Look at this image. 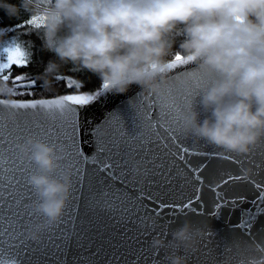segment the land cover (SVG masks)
I'll return each instance as SVG.
<instances>
[{"label": "water", "instance_id": "water-1", "mask_svg": "<svg viewBox=\"0 0 264 264\" xmlns=\"http://www.w3.org/2000/svg\"><path fill=\"white\" fill-rule=\"evenodd\" d=\"M170 62L171 59L164 61L161 66L164 68L163 72L158 70L156 90L141 89L136 84H132L125 92L114 93L108 88L101 87L95 92V94L98 93L96 98L84 106L70 105L60 101L37 105L35 109H19L15 106L18 101L35 99L56 101L60 96L38 98L0 96V120L18 114L22 122L17 131L22 129L25 133L33 132L38 141L46 144L58 140L61 131L66 129L69 135L74 134L76 137L75 151L83 152L89 158L87 162H84L81 157L79 176H74L75 169L68 167L74 160V155L64 161V171L67 170L70 173V188L68 199L60 215L66 222L60 225L57 232L63 229L72 232L73 235L68 238L66 245H61L59 248L56 246L58 241L55 237L50 239L47 236L42 243L30 245L25 254L27 257L25 264H129L140 256L143 248L151 250L150 242L154 236L163 239L157 234L159 229L149 231L147 236L139 235L141 229L125 212L126 204L123 203V193L127 187L125 184L119 179L105 181L98 174L93 173L94 167L97 166L92 164V160L95 159L96 144L100 139L115 141L116 147L113 151L121 149V160L127 158L124 153L131 156L133 160L140 159L141 156L145 160L151 158V162L145 167L150 169L147 180H151L152 184L148 185L146 180L145 185L168 205L166 208L159 209L161 218L156 220L157 225L163 227L166 232L165 243L171 239V232L185 220L199 229V235L191 246L178 249L176 254L183 255V250L193 252L199 250L202 252L199 264H264L261 258L257 257L254 261L245 251L246 248H254L264 242V213L257 214L254 220H249L248 217L249 212L256 213L253 201L264 207V202L261 201V197H264V184L260 183L264 178L262 177L264 169L257 171V164L260 163L258 158L260 149L257 152V159L251 162L245 159L251 150L244 154L222 151L182 132V142L176 143L181 148H187V152L184 154V159H181L177 153L176 167H174L169 164L172 157L165 155L168 149L159 146L158 142L156 147L149 145L147 153L143 151V147L137 148L135 155H132L122 142L128 139L126 134L134 135L139 131L135 113L141 106L149 107L151 111L150 105L154 98L159 97L167 102L169 96L182 95L188 81L185 69L191 71L193 67L200 66L199 62L194 60L177 65L175 69L164 67ZM177 71L181 73L179 77L176 75ZM169 77H172L171 83ZM202 89L192 99V109L198 113V120L208 115L200 105ZM69 108L73 110L68 111ZM37 122L40 123L39 127L35 126ZM73 128L77 129L75 133L72 131ZM11 130L12 125L9 124V131ZM0 131H3L2 123H0ZM141 131L147 130L141 128ZM147 134L151 135L150 132ZM161 136L168 143L164 133H161ZM64 139L66 145H71V140L67 137ZM261 140H264V135L255 145H258ZM138 143L139 141H134V144ZM169 146L174 147L171 144ZM196 153L200 155L197 156ZM58 155L64 156L65 153L61 151ZM237 157L240 159L238 160ZM25 159H29V156ZM56 163L57 168L49 175L59 179L61 161L57 159ZM200 163L204 164V167L197 172L194 166L198 167ZM25 167L29 175L38 171L37 165L32 160ZM181 170L195 181L201 197L199 200L193 198V204L184 210L185 215L178 214L179 204L172 205L173 200L180 201L182 194L188 195L192 191L191 185L186 183V176ZM224 173L230 174L233 179L229 180V175ZM17 178L19 184H10L7 189L4 187V180L0 179V245L7 244L11 236H18L22 225L31 227L33 223H43L45 218L38 212L39 214H34L35 219L30 223L24 207L15 203L31 187L26 183L27 174H17ZM128 191L132 194L134 189L129 188ZM5 192L8 193L7 196ZM34 194L39 202L37 193ZM218 194L223 199H218ZM139 196L140 193L137 191V197ZM240 196L244 198L242 201L239 199ZM144 199L149 208H152L154 204L158 207L160 204V200L153 201L147 194ZM213 201L219 203L221 208L216 209ZM225 201L228 203L225 204ZM233 201L236 202L235 206ZM69 203L75 209L69 213L72 219L65 216L67 205L70 207ZM183 203L187 204L188 201L184 200ZM36 204L33 205L35 210ZM193 208H196L195 212L192 211ZM208 209L218 212L219 215H209ZM152 215L155 219L157 214ZM6 216L11 225L8 240L4 235ZM242 220L247 221L248 226L242 225ZM55 223L56 221L52 224ZM144 231L147 229L145 228ZM15 247L20 248L19 240L15 242ZM168 251L171 253L170 249ZM163 254L164 251L161 249L157 253V258ZM184 260L185 264H189L187 259L184 258ZM0 264H18L16 254L6 247H0ZM164 264H167V261H164Z\"/></svg>", "mask_w": 264, "mask_h": 264}, {"label": "clouds", "instance_id": "clouds-1", "mask_svg": "<svg viewBox=\"0 0 264 264\" xmlns=\"http://www.w3.org/2000/svg\"><path fill=\"white\" fill-rule=\"evenodd\" d=\"M0 11L44 18L45 47L56 57L46 66L45 84L49 74L70 63L107 82L114 93L132 84L156 90L158 70L173 54L179 29L178 51L217 74L200 92L208 115L198 120L189 101L180 117L182 132L238 154L248 153L264 135V0H0ZM6 92L0 84V94ZM27 144L38 169L28 177L39 197L36 211L52 224L68 199L70 173L50 176L57 168L55 149L38 140ZM170 235L169 241L184 249L199 229L185 220ZM150 243L159 249L165 241L154 236ZM165 259L185 264L180 254Z\"/></svg>", "mask_w": 264, "mask_h": 264}, {"label": "snow or ice", "instance_id": "snow-or-ice-1", "mask_svg": "<svg viewBox=\"0 0 264 264\" xmlns=\"http://www.w3.org/2000/svg\"><path fill=\"white\" fill-rule=\"evenodd\" d=\"M43 17L42 16H33L32 18L25 21L27 25H34L35 27L39 28L43 24ZM40 21L39 24H35V21ZM236 20L238 22H242L240 17H237ZM16 27H20L17 25ZM8 31H11L9 29ZM4 30L0 29V34H3ZM6 55V62L0 63V78L7 81L9 76L5 74V70H8L11 65H15L17 68L27 67L29 60L26 58L25 51L19 46V44L13 43L11 46L4 49ZM187 61H194V59L190 56H182L180 52H176L174 56L171 58V62L167 63L164 67L168 69H175L177 65L186 64ZM160 72L164 71V68L159 69ZM185 72L188 74V81L185 87V90L182 95L179 97H168V101H162L161 98L156 97L152 100V104L150 105L151 111H149V107L141 106L140 109L137 110L136 118L138 121V128L134 135L126 134L128 139L123 140V144L132 155L136 154V149L143 147V151L147 153L149 151V145L152 147L157 146V142L159 146H162L164 149H168L165 155L172 157L169 160V164L176 167L175 164V157L177 153H179L180 158L184 159L185 152H187V148H181L177 141H181V115L185 111V105L191 101L195 95L199 93L201 88H206L207 85L216 78L217 74L214 72H209L205 68L201 66H196L189 71L187 68ZM177 77L181 75L179 71L176 73ZM59 80L60 77H57ZM13 83H19L20 87L31 89L35 87L36 81L35 79L29 78L28 74L21 73L16 74L12 77ZM172 77H169V82L171 83ZM104 88H108L107 82L103 84ZM27 95H32V92L29 91ZM97 94L93 95H85V94H65L60 96L56 101L44 100V99H35V100H22L16 103V107L19 109H35L37 105H46L48 103H59L60 101L67 102L70 105H77V106H84L88 104L90 101L96 98ZM73 109L69 108L68 111H72ZM22 121L19 118L18 114H14L11 117H5L3 120H0L2 123L3 131H0V179L4 180V187L5 189L8 188L10 184L16 185L19 184V180L17 178V174H27V185L31 186L28 183L29 173H27V169L25 165L31 161L30 159H25L30 152V146L27 144L29 139L31 140H38L36 134L33 132L25 133L24 130L19 129V125ZM9 124L12 125V130L9 131ZM36 127L40 126V123L37 122L35 124ZM141 128L146 129L147 131H141ZM73 133L77 131L76 128L72 129ZM151 133L148 135L147 133ZM161 133L168 138V143L165 142V139L161 136ZM64 137H67L71 140V145H66V140ZM134 141H139L138 144H134ZM182 142V141H181ZM45 143V142H43ZM174 147H170L169 145ZM24 145L25 150L22 152L20 150V146ZM55 149L56 158L61 161L60 166V173L64 171V161L74 155V160L72 163L68 165L70 168H74L75 172L73 173L74 176H79L80 172V165L82 163L81 157H83L84 162L88 161V157L79 151H75L76 148V137L75 135H69L67 130L61 131V136L58 140H54L51 144H48ZM116 147L115 141L112 140H105L100 139L97 141L96 144V155L95 159L92 160V164L96 165L94 167L93 173L98 174L103 180L108 181H115L119 179L123 184L127 187L124 189L123 193V203L126 204L125 212L132 218L136 225L139 226L141 232L139 235L147 236L149 231L153 229H159L157 234L162 237L165 241L166 232L163 227H159L156 223V220L161 218V214L159 209L166 208L168 205L166 202L161 199L159 195H154L151 188L146 187L145 181L149 176L150 169L145 167L146 164L151 162V158L145 160L143 156L140 159L133 160L131 156H127V153L124 155L127 157L124 160L120 159L121 156V149H117L113 151V148ZM175 149V151L173 150ZM259 151V161L260 163L257 164V171H261L264 169V140H261L258 145L253 146L249 156L245 157V159L250 160L251 162L257 159V152ZM63 151L65 153L64 156H59L58 153ZM197 156L200 153H196ZM231 155V154H230ZM239 160L240 157H237ZM102 165L103 167L100 168L98 166ZM158 166V165H157ZM204 167V164L200 163L199 166H194V170L199 172L201 168ZM182 174L186 176V183L191 185L192 191L188 195L181 196L180 201H172V205H180L179 215H185V209H188L190 205L193 204V198H197L199 200L201 197L199 196V190L196 188L195 181L192 179L190 175L187 173ZM11 175H8V174ZM155 174V173H153ZM229 175V180H232L233 177ZM264 177V175H262ZM236 179H240L236 177ZM255 179V177H253ZM221 182H223L221 177ZM261 184H264V178L260 181ZM147 184L151 185L152 181L147 180ZM134 189V192L130 194L128 189ZM259 189V185L257 186ZM137 191L140 193V196L137 197ZM35 190L31 186L26 194L20 196V198L15 201L18 205H22L27 212V216L31 220L35 219L34 214H39L34 208L33 205L38 203L35 197ZM147 196L155 201L160 200V204L157 207L155 204L152 208L147 206L145 203L144 196ZM7 196L8 193L5 192ZM218 199H223L219 194L217 196ZM239 199L242 201L244 198L240 196ZM187 200L188 203L184 204L183 201ZM261 201L264 202V197H261ZM215 208L220 209L221 205L219 203H215L213 201ZM228 202L225 201V204ZM70 207L67 205L65 216L68 219H72V216L69 213H72L75 209L73 208L72 204ZM253 206L256 207V213L249 212L248 217L249 220H254L255 216L259 213H264V207L258 205L255 201L252 202ZM236 205V202L233 201V206ZM203 206H201L202 208ZM175 211V208H174ZM193 212L196 211V208L192 209ZM147 213V214H145ZM153 213H156L155 219L153 218ZM208 214L212 216L219 215L218 212H212L211 209H208ZM66 221L60 217L56 223L49 224L44 218L43 223H33L31 227L21 226L20 232L18 236H11L10 240L5 245H0V247H6L8 250L14 252L16 254V258L18 264H25L27 259L26 253L28 251V247L33 244H40L44 241V237L47 236L48 238L55 237V240L58 241L56 246L59 248L61 245H66L68 242V238L73 235L72 232L65 231L61 229L57 232V229L60 228V225L64 224ZM6 227L4 229L5 239H9V229L11 225L7 221V216L5 217ZM242 225L248 226L247 221L242 220ZM147 231H144V229ZM19 240L20 248L17 249L15 247V242ZM148 248H143L141 250L140 256H137L136 260H132L129 264H164L166 261L165 257L168 256L169 249L171 250L172 254H175L179 248H176L172 242L169 240L167 243H164V246L159 249H154L150 246ZM163 249L164 254L157 258V253ZM246 254L250 257L255 259L257 257L261 258L264 261V242L261 244L256 245L254 248H246ZM145 253L147 255H145ZM183 256L185 259L189 261V264H199V260L202 256V252L197 250L196 252L193 251H184Z\"/></svg>", "mask_w": 264, "mask_h": 264}, {"label": "trees", "instance_id": "trees-1", "mask_svg": "<svg viewBox=\"0 0 264 264\" xmlns=\"http://www.w3.org/2000/svg\"><path fill=\"white\" fill-rule=\"evenodd\" d=\"M13 3L16 0H12ZM35 15H29L21 11L17 16L10 17L3 11H0V29H3V34H0V44L6 41L11 44H19L25 51L26 58L29 60L27 67L17 68L11 65L5 74L9 76L7 81L2 80L0 84L15 86L17 93L0 94L2 97L8 98H38V97H52L61 96L65 94H85L93 95L97 90L103 87L105 82H102L95 74L72 64H63L59 71L47 76L48 83H44L45 69L49 61L56 59L54 53L45 47V38L43 27H35L34 25H27L26 20ZM40 16V15H38ZM40 21H35L39 24ZM20 25V27H16ZM11 29V31H8ZM181 39V32L179 29L175 33V43L172 45V53L164 58V61L171 59L178 51V44ZM181 55H183L180 52ZM26 73L29 78L35 79V87L28 89L20 87L19 83L14 84L10 77L16 74ZM57 77H60L58 80ZM31 91L32 95H27Z\"/></svg>", "mask_w": 264, "mask_h": 264}, {"label": "rangeland", "instance_id": "rangeland-1", "mask_svg": "<svg viewBox=\"0 0 264 264\" xmlns=\"http://www.w3.org/2000/svg\"><path fill=\"white\" fill-rule=\"evenodd\" d=\"M35 16H38L35 15ZM12 44L8 41H6L5 43L3 44H0V63H4L6 62V53L4 52V49L11 46ZM2 78H0V83L2 82L1 80ZM10 80H12V77H10ZM12 83H10L9 85H11ZM9 85H6L7 87V92L6 94H12V93H17V88H15V86H9Z\"/></svg>", "mask_w": 264, "mask_h": 264}]
</instances>
